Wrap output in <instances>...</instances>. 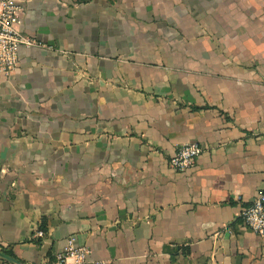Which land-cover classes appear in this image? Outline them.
<instances>
[{"label":"crops","instance_id":"crops-1","mask_svg":"<svg viewBox=\"0 0 264 264\" xmlns=\"http://www.w3.org/2000/svg\"><path fill=\"white\" fill-rule=\"evenodd\" d=\"M17 2L36 43L0 72V264L71 240L95 264H264L240 216L264 189V0Z\"/></svg>","mask_w":264,"mask_h":264},{"label":"built area","instance_id":"built-area-1","mask_svg":"<svg viewBox=\"0 0 264 264\" xmlns=\"http://www.w3.org/2000/svg\"><path fill=\"white\" fill-rule=\"evenodd\" d=\"M22 4L17 0H0V72L9 74L18 64L19 48L36 43L34 37L22 29ZM202 147L195 141L183 143L175 149L167 161L176 171H183L193 165ZM240 216L245 225L258 235H264V189L256 195L252 203L241 209ZM41 236L42 230H36ZM54 264H95L89 258V250L84 245L69 241L68 246L56 255Z\"/></svg>","mask_w":264,"mask_h":264},{"label":"water","instance_id":"water-1","mask_svg":"<svg viewBox=\"0 0 264 264\" xmlns=\"http://www.w3.org/2000/svg\"><path fill=\"white\" fill-rule=\"evenodd\" d=\"M4 257H6V256H4ZM10 260H13V259H11V258H9Z\"/></svg>","mask_w":264,"mask_h":264}]
</instances>
